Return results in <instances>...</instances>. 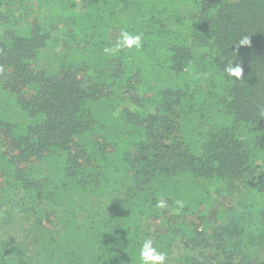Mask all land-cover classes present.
I'll list each match as a JSON object with an SVG mask.
<instances>
[{"label": "trees", "instance_id": "16d2710c", "mask_svg": "<svg viewBox=\"0 0 264 264\" xmlns=\"http://www.w3.org/2000/svg\"><path fill=\"white\" fill-rule=\"evenodd\" d=\"M76 1L0 0V264H264V0Z\"/></svg>", "mask_w": 264, "mask_h": 264}, {"label": "clouds", "instance_id": "9594fccd", "mask_svg": "<svg viewBox=\"0 0 264 264\" xmlns=\"http://www.w3.org/2000/svg\"><path fill=\"white\" fill-rule=\"evenodd\" d=\"M250 45V37L245 36L240 41L237 47L240 46H249ZM142 46V34H132L127 30H121L120 36L117 43L112 47H106L104 51L108 54H113L119 50L123 49H139ZM225 72L237 79L242 77L243 69L242 67L237 65H229L225 68ZM177 203L183 207V203L181 201H177ZM157 207H166V202L163 199H160L157 203ZM139 256L141 260V264H165L166 262V254L157 247L154 246L152 238H146L140 246Z\"/></svg>", "mask_w": 264, "mask_h": 264}, {"label": "rangeland", "instance_id": "374dc122", "mask_svg": "<svg viewBox=\"0 0 264 264\" xmlns=\"http://www.w3.org/2000/svg\"><path fill=\"white\" fill-rule=\"evenodd\" d=\"M83 6L82 0H77L76 1V10L81 11ZM67 17L62 18L63 21L59 23L62 25L64 28H68L70 25V22L67 20L71 21L70 14L66 15ZM61 19V18H60ZM64 45V44H63ZM65 46V45H64ZM65 50V48L63 47ZM212 194H213V207H205L203 208V213L205 216H210V214L213 212V208H220V207H227V206H239V203L242 201L241 199L244 198L245 191L241 188L239 183L233 182V181H225L215 187L212 188ZM164 213L173 214L174 216H177L175 213H177L176 210H173L172 208L169 207V203H166V207L162 208ZM149 221L145 220L143 223V226L145 227ZM152 232V230H150ZM178 252V251H176Z\"/></svg>", "mask_w": 264, "mask_h": 264}]
</instances>
